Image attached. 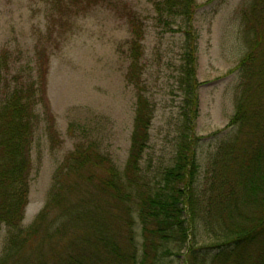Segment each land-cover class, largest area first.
<instances>
[{
	"label": "trees",
	"instance_id": "1",
	"mask_svg": "<svg viewBox=\"0 0 264 264\" xmlns=\"http://www.w3.org/2000/svg\"><path fill=\"white\" fill-rule=\"evenodd\" d=\"M149 1L156 27L182 40L183 99L172 162L154 178L143 169L156 115L146 75L149 23L117 1L129 25L126 80L136 96L125 166L120 170L100 141L79 140L56 168L48 199L28 226L23 219L35 134L43 121L53 130L45 54L39 50L35 77L14 72L12 52L0 48V236L7 230L0 264H158L174 253L184 264H264V0L242 9L249 46L233 69L240 72L241 92L203 174V137L196 129L199 4ZM70 4L81 6V0Z\"/></svg>",
	"mask_w": 264,
	"mask_h": 264
},
{
	"label": "rangeland",
	"instance_id": "2",
	"mask_svg": "<svg viewBox=\"0 0 264 264\" xmlns=\"http://www.w3.org/2000/svg\"><path fill=\"white\" fill-rule=\"evenodd\" d=\"M140 11L149 23L145 40L147 78L156 115L152 140L142 162L145 172L158 176L172 162L182 93L178 78L181 37L156 27L149 0H117ZM112 6L81 0H0V48L14 57L13 71L38 75L39 50L45 54L47 95L53 130L46 123L36 131L33 146L29 202L23 225L28 226L45 205L59 164L83 138L100 141L123 170L131 143L135 90L126 80L129 25ZM197 75L200 110L197 133L203 137L198 153L203 174L215 151L219 132L234 114L241 92V75L235 69L249 46L242 9L251 0H197ZM79 7H81V10ZM78 8L76 12L75 9ZM21 72V71H20ZM137 239L141 240L136 225ZM7 230L0 236V255ZM169 254L158 264H184V256Z\"/></svg>",
	"mask_w": 264,
	"mask_h": 264
}]
</instances>
